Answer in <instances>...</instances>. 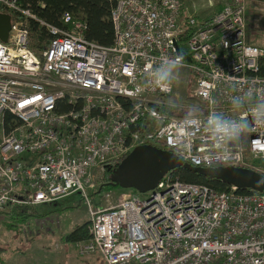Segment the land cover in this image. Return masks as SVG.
<instances>
[{
	"label": "built area",
	"instance_id": "1",
	"mask_svg": "<svg viewBox=\"0 0 264 264\" xmlns=\"http://www.w3.org/2000/svg\"><path fill=\"white\" fill-rule=\"evenodd\" d=\"M111 2L110 43L88 40L85 23L66 11L63 25L39 21L52 36L40 58L27 46L25 22L10 16L0 40V210L31 212L78 190L90 236L74 246L104 264H264V190H217L166 171L145 193L90 206L89 175L146 142L191 166L264 174V123L250 114L264 98L261 48L247 39L244 0H227L207 20L186 14L180 0ZM17 3L0 0V12L34 16ZM177 56L191 76L189 100L170 98L174 84L137 92L150 65ZM249 92L252 101L234 107L232 98ZM212 112L249 124L227 159H209Z\"/></svg>",
	"mask_w": 264,
	"mask_h": 264
},
{
	"label": "rangeland",
	"instance_id": "2",
	"mask_svg": "<svg viewBox=\"0 0 264 264\" xmlns=\"http://www.w3.org/2000/svg\"><path fill=\"white\" fill-rule=\"evenodd\" d=\"M184 12L188 15L203 18L212 15L227 0H180ZM209 1V2H208ZM245 29L251 43L264 48V2L260 0H244ZM190 74L184 67L180 68L179 79L174 83L175 93L172 100L182 103L192 97V81ZM165 173V172H164ZM163 174V173H162ZM92 186L86 185L84 192L89 197L92 209L95 206H107L118 199L123 192L138 193L129 187L112 184L108 175L102 169L93 171L89 175ZM62 201H67L61 205ZM80 196L78 190L61 198L54 210H59L58 215L51 211V205L41 206L31 210L33 215L24 220L18 227L8 228V210H0V243L5 247L2 255L3 264H104L97 253H79L73 243L65 241L63 234L71 231L75 226L82 225L88 219V205ZM64 206V207H62ZM48 210H50L48 212ZM40 213V214H39ZM47 215L45 220L42 216ZM56 219V220H55ZM53 220V221H52Z\"/></svg>",
	"mask_w": 264,
	"mask_h": 264
},
{
	"label": "trees",
	"instance_id": "3",
	"mask_svg": "<svg viewBox=\"0 0 264 264\" xmlns=\"http://www.w3.org/2000/svg\"><path fill=\"white\" fill-rule=\"evenodd\" d=\"M260 1L264 2V0ZM17 5L23 10H27L34 14V16H26L19 10L10 11L13 22L16 21V19H19L23 20L25 25H27L29 33L27 46L29 49L33 50L39 58L40 53L43 50L42 48L46 46L48 40L52 37L47 31V26L39 21L42 20L52 25H61V15L66 11L70 13L73 20H80L85 23L84 35L88 40H94L99 42V44L104 45L110 43L113 38L112 22L110 21L109 15L112 6L111 0H18ZM211 16L212 15L208 14L203 16V18H199V20H207ZM260 48L261 54L257 58V65H259L258 73L264 76V48L262 46ZM115 162L116 160L110 161L109 163H103L102 172L105 173V176L109 175L106 168L111 164H115ZM180 163L179 167H173L172 170L169 171L180 181L204 183V185L211 186L217 190H223L228 186L225 182H221L217 179L215 175L216 167L213 165L207 167H195L187 162ZM160 177L155 180V185ZM112 184H116V182ZM238 190L248 192L251 189L238 188ZM27 208V206L21 208L15 206L7 212L8 221L6 222V225L8 228L11 229L12 227L20 226L25 219L32 215L31 212L27 211ZM88 225L89 221L87 219L82 225L75 226L71 231L64 233L63 239L69 243H75V241L78 240H87L90 236L87 230ZM3 250H5V247L0 243V264H3L1 261V253L4 252Z\"/></svg>",
	"mask_w": 264,
	"mask_h": 264
},
{
	"label": "clouds",
	"instance_id": "4",
	"mask_svg": "<svg viewBox=\"0 0 264 264\" xmlns=\"http://www.w3.org/2000/svg\"><path fill=\"white\" fill-rule=\"evenodd\" d=\"M182 67L181 57H165L154 66L150 65L147 69L146 81L144 86L137 89V92L146 89H159L162 92H169L172 85L179 79L180 68ZM252 101V93L244 96L232 98L234 107L240 108ZM251 116L254 120L264 123V98L252 103ZM189 125H198V120L188 121ZM249 129L246 120L225 117L220 113L212 112L209 114L205 130L208 138L212 142V155L209 159H227V146L238 141Z\"/></svg>",
	"mask_w": 264,
	"mask_h": 264
},
{
	"label": "water",
	"instance_id": "5",
	"mask_svg": "<svg viewBox=\"0 0 264 264\" xmlns=\"http://www.w3.org/2000/svg\"><path fill=\"white\" fill-rule=\"evenodd\" d=\"M10 16V13L0 12V40L3 42L7 40L8 31L11 29ZM139 148L140 145H136L134 149L131 150L129 157L124 161L129 163L128 167L122 166V168H125L129 173V181L123 184L120 183V185L121 187H129L132 190L145 193L155 186V180L158 179L162 173L172 170L173 167H179L181 163L179 158L173 153L165 152L160 160L162 171L158 175H154L152 179H149L153 171H155L160 164L158 166L154 161L141 162L140 159L132 161L133 159H131V157ZM121 164L118 166V169ZM215 170V175L221 182L223 181L226 184L237 188H250L251 190L258 192L264 190V174L257 173L251 168H242V166L235 165H222L217 166Z\"/></svg>",
	"mask_w": 264,
	"mask_h": 264
},
{
	"label": "flooded vegetation",
	"instance_id": "6",
	"mask_svg": "<svg viewBox=\"0 0 264 264\" xmlns=\"http://www.w3.org/2000/svg\"><path fill=\"white\" fill-rule=\"evenodd\" d=\"M140 145V144H138ZM134 149V148H133ZM131 149V150H133ZM131 150L126 152L122 157L121 160L118 162H115V164H111L106 168V171L108 172L109 180L112 181V183L118 184V186H121L120 183H126L129 181L128 177V171H126L123 167H128L129 163L124 162L127 157H129ZM167 153V150L162 145H152V143L146 142V144H141L140 148L137 149V151L134 153V155L131 157L133 159L132 161L136 159H140L141 162H147V161H154V163H157L159 167L156 168L155 171L151 174L149 179H152L154 175H158L162 169H161V159L163 153ZM169 153V152H168ZM124 162V163H123ZM122 163V164H121ZM121 164L120 168L118 169V166ZM126 164V165H125ZM122 168V169H121Z\"/></svg>",
	"mask_w": 264,
	"mask_h": 264
},
{
	"label": "crops",
	"instance_id": "7",
	"mask_svg": "<svg viewBox=\"0 0 264 264\" xmlns=\"http://www.w3.org/2000/svg\"><path fill=\"white\" fill-rule=\"evenodd\" d=\"M246 34H247V33H246ZM247 39L249 40L248 35H247ZM250 42H251V41H250ZM259 47H261V46H259ZM64 197H65V196H63V197H61V198H64ZM60 200H61V199H60ZM117 200H118V199H117ZM58 201H59V200H58ZM58 201H57V202H58ZM64 203H68V202H67V201H62L61 205H64ZM50 204H51V203H50ZM50 204H49V205H50ZM53 205H54L55 207H60V205L57 206V205H56V202H52V205H51V208H52L51 211L53 212V214H54V215H56V214L58 215L59 210H58V208H57V211H55L56 209L52 207ZM98 205H99V204H98ZM98 205L95 206V208L98 207ZM62 207H64V206H62ZM54 209H55V210H54ZM49 211H50V210H49ZM57 215H56V216H57ZM79 241H81V240H79ZM84 241H85V240H84ZM97 254H98V253H97ZM98 256H99V255H98Z\"/></svg>",
	"mask_w": 264,
	"mask_h": 264
}]
</instances>
